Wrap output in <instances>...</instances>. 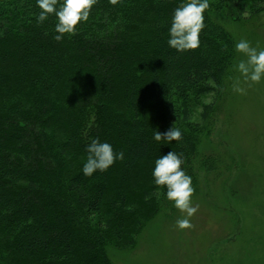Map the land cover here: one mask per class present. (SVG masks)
<instances>
[{
    "label": "trees",
    "instance_id": "obj_1",
    "mask_svg": "<svg viewBox=\"0 0 264 264\" xmlns=\"http://www.w3.org/2000/svg\"><path fill=\"white\" fill-rule=\"evenodd\" d=\"M183 2L98 0L57 41L37 0H0V264H116L168 201L155 160L182 154L194 180V110L208 120L236 59L226 24L264 14V0H209L200 46L181 52L167 41ZM173 125L181 140L154 139ZM95 139L124 159L85 176Z\"/></svg>",
    "mask_w": 264,
    "mask_h": 264
},
{
    "label": "rangeland",
    "instance_id": "obj_2",
    "mask_svg": "<svg viewBox=\"0 0 264 264\" xmlns=\"http://www.w3.org/2000/svg\"><path fill=\"white\" fill-rule=\"evenodd\" d=\"M236 42L247 40L264 49V14L226 24ZM246 57L237 52L221 98L202 121L195 108L193 122L201 124L199 151L192 180V229L181 230L182 213L173 201L162 202L131 250L114 251L116 264H264V79L250 87L237 65ZM239 79L246 94L233 91Z\"/></svg>",
    "mask_w": 264,
    "mask_h": 264
},
{
    "label": "clouds",
    "instance_id": "obj_3",
    "mask_svg": "<svg viewBox=\"0 0 264 264\" xmlns=\"http://www.w3.org/2000/svg\"><path fill=\"white\" fill-rule=\"evenodd\" d=\"M110 4L116 5L120 0H109ZM98 0H37V6L41 9L36 17L38 23H43L49 15H55L57 23L54 39L61 41L65 34L75 35L77 26L81 22H87L92 8ZM210 7L209 0H185L174 9L171 25L169 28V47L177 51L195 50L200 46V33L205 27L204 12ZM237 52L243 54L246 59L241 60L237 70L243 77L244 83L249 87L260 83L264 79V49L258 50L252 47L247 40H240L235 44ZM233 91L241 95L246 94V89L241 87V81L233 82ZM182 132L174 125L166 132L154 131L156 141L181 140ZM87 162L83 166V174L92 176L97 170L107 171L116 159L123 160V152L115 153L111 144L92 140L86 147ZM183 155L174 151L168 152L155 160L152 172L154 183L158 188H166V197L173 201L175 207L180 210L182 216L176 221V226L181 229H192L191 218L197 213L199 206L193 205L192 196L195 193L192 177L183 169ZM158 195V193H157ZM148 199V197H146Z\"/></svg>",
    "mask_w": 264,
    "mask_h": 264
}]
</instances>
